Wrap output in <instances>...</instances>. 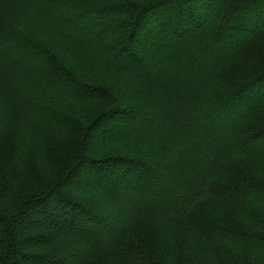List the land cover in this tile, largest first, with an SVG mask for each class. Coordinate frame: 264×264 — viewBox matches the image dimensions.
Segmentation results:
<instances>
[{
	"label": "trees",
	"instance_id": "1",
	"mask_svg": "<svg viewBox=\"0 0 264 264\" xmlns=\"http://www.w3.org/2000/svg\"><path fill=\"white\" fill-rule=\"evenodd\" d=\"M5 48L33 76L0 95V264H264V0H0ZM230 163L219 231L181 230Z\"/></svg>",
	"mask_w": 264,
	"mask_h": 264
},
{
	"label": "rangeland",
	"instance_id": "2",
	"mask_svg": "<svg viewBox=\"0 0 264 264\" xmlns=\"http://www.w3.org/2000/svg\"><path fill=\"white\" fill-rule=\"evenodd\" d=\"M5 50L6 48L3 50V58H1V60H4V65H2L0 69V95H3L4 98L9 99L10 101L17 102V97L21 86L27 79L33 76V72L23 64H17L18 62L16 59L8 58L5 54ZM261 54L262 53L260 49L252 51V55H255L254 57L258 59V62L261 58ZM5 61L7 62L6 64ZM261 124L262 125L259 126L264 127V122ZM73 134L74 131L72 130L71 135ZM13 148L14 142L12 137L9 136L7 142L0 149V162L3 164L2 169L5 168L6 163L9 161ZM67 159H69L68 156ZM60 163L65 162L60 161ZM228 166L229 167L225 168L224 171H227L228 177L233 181L229 183H222L214 187L212 189L213 194L210 200L205 204L198 206L193 211L190 219H187L180 224L179 228L181 230H184L188 227H193L200 232L219 231L217 220L211 217L210 210L214 209L216 211H221L222 213L224 211H228L231 203L233 202L231 197L235 195L236 192L239 193L243 186V183L236 179L238 174L240 172H248V170L240 169V166H234L233 163L228 164ZM139 220L138 226L134 229L131 236H135L133 240H135L137 244H140V238L136 237H141L143 242L147 243L149 249L147 250L143 247L142 250L148 254V256L153 259L154 257L158 256L160 254V244L167 247L168 254L174 252V246H172L169 239L167 240L165 239V236L163 237L161 232L162 229L156 224L153 216L150 213H147ZM227 228H229L228 224L225 225L224 230H227ZM158 229L161 231H158ZM94 264H125V260L120 255L109 253L100 256Z\"/></svg>",
	"mask_w": 264,
	"mask_h": 264
}]
</instances>
